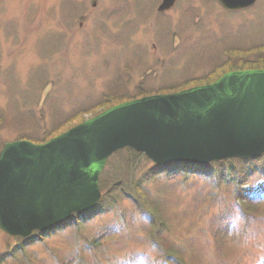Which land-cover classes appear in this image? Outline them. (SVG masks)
Wrapping results in <instances>:
<instances>
[{"label": "rangeland", "instance_id": "obj_1", "mask_svg": "<svg viewBox=\"0 0 264 264\" xmlns=\"http://www.w3.org/2000/svg\"><path fill=\"white\" fill-rule=\"evenodd\" d=\"M161 3L0 0V152L15 141L48 142L102 111L104 96L177 92L264 62V0L237 11L218 0H176L165 11ZM123 150L100 174L102 212L77 224L71 217L84 212L74 213L27 237L0 228V264H264V193L240 203L226 179L219 187L209 175L150 179L146 156L134 179L146 195L135 198L128 185L103 191L127 162ZM239 159L221 161L234 169ZM221 161L211 163L223 169ZM244 166L263 171L264 154ZM114 226L119 232L98 236Z\"/></svg>", "mask_w": 264, "mask_h": 264}, {"label": "water", "instance_id": "obj_2", "mask_svg": "<svg viewBox=\"0 0 264 264\" xmlns=\"http://www.w3.org/2000/svg\"><path fill=\"white\" fill-rule=\"evenodd\" d=\"M237 11L257 0H218ZM176 0H162L165 11ZM131 148L157 164L210 163L264 154V69L114 105L43 144L6 143L0 152V228L27 237L96 206L100 174Z\"/></svg>", "mask_w": 264, "mask_h": 264}, {"label": "trees", "instance_id": "obj_3", "mask_svg": "<svg viewBox=\"0 0 264 264\" xmlns=\"http://www.w3.org/2000/svg\"><path fill=\"white\" fill-rule=\"evenodd\" d=\"M243 66L256 69L259 67H263L264 62L247 61L246 64ZM142 93H144V92H142ZM142 93H139L138 95L141 96L140 94H142ZM127 97L128 96L125 97V95L123 97H122V95L112 96L111 98L108 96H104L102 98V100L100 101V103H98V105H97L98 107L95 108V109H98V108L103 107V110L100 112H95L92 115V117L102 113L103 111L107 110L108 108H110L114 105L122 103L121 100L124 101V99H128ZM131 99H134V98H131ZM121 153H122V155L127 153L128 157L125 158L127 160V162L123 163L124 168L122 169V172L120 173L119 178L117 180H114V182H112L110 184H105V181H104L101 184L102 189H103V191L105 190L106 192H108V190L109 191L111 190L113 193H117L119 190L126 192L127 191L126 190L127 185H128V186H130V188L133 191H135L137 193V196L135 198L138 197V199H139L144 194L146 195L147 191H145L142 184L135 182L134 179H135V175H137V172L139 170V168H138V163L140 162L139 159H142V157L145 155L142 153L136 152L131 148H126L123 151H121ZM239 160H240V163H242V166L240 168H237L236 165L233 166V164H232V166L235 167L234 169L229 168L227 163L222 162V161L219 163V166H220V164L222 166H223V164H225L226 167L223 169H221L219 167H215L216 166V165H214V164H216L215 162L207 163V164H198V163L184 162V161L183 162L182 161H172V162H168V163L157 164V163H154L153 161H151V163L153 164L151 166V169L144 172V174L147 177H149L150 179H153V178L155 179L156 177H159V176L164 175V174H166L168 177L169 176H175L177 174H182V173L209 175V177L215 178V181H216V182H214L215 187H219V185H221L222 182L225 181V179H226V181L229 180L228 187H233V192L235 193L233 196H235L234 197L235 199L240 200V203L242 200H245V199L249 200V202H250L253 198L257 199L260 197V195H263V193H264V181H262V182H256V181L251 182L252 180H250L254 177V174L256 172L261 174L262 177H264V170L262 171V169H260V170L256 171V169L252 170L250 167L247 168L246 166H244V164H246L248 162L252 163L253 158H250V159L243 158V159H239ZM233 161L234 160H232V162H230V161H227V162H229V164H230V163H233ZM224 171L226 172V174ZM140 175H143V174L140 173ZM124 176H128V180H129V178H131L132 184H130L129 182H125V179H123ZM107 186H109V189H106ZM160 191L163 192L162 188L160 189ZM131 195L133 196L134 193L131 192ZM103 204H104V201H101L96 206H94V208H91L88 211L81 213L80 215L74 214V216H72L70 220L73 221L74 224H77V223H79L80 220H83L84 218H88V217L92 218L94 215L96 216V214L98 212H102L99 210H100V207L103 206ZM252 206H254V205H252V204L249 205L248 206L249 209L250 208L253 209ZM255 211H256V209L253 210V212H255ZM139 212H140V214L142 213L145 217L148 216V215L144 214L142 209H140ZM152 225H153L154 229H156L158 231V226H156L154 224V222ZM162 226H164L163 222H162ZM107 230L108 231H104V232L100 233L98 236H100V238H102L107 233L112 232V230H116L115 232H117V231L119 232V230H117V228L115 226L110 227ZM86 243H88V242H86ZM163 249H165V247L161 246L160 251H162ZM182 251H179L178 253L183 254L184 251L183 252ZM170 252H172L171 255L176 256L175 251H170ZM166 257L169 258V254L166 253ZM135 258H137V256ZM132 262H134V261H132ZM180 263L183 264L182 261ZM132 264H135V263H132ZM174 264H176V262H174Z\"/></svg>", "mask_w": 264, "mask_h": 264}]
</instances>
